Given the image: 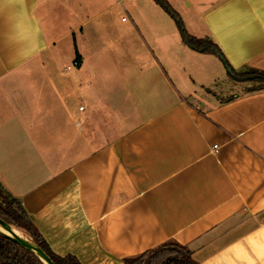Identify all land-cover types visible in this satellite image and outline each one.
I'll return each mask as SVG.
<instances>
[{
	"label": "crops",
	"instance_id": "1",
	"mask_svg": "<svg viewBox=\"0 0 264 264\" xmlns=\"http://www.w3.org/2000/svg\"><path fill=\"white\" fill-rule=\"evenodd\" d=\"M169 1L264 73V0ZM0 183L83 264L168 241L264 264V82L154 0H0Z\"/></svg>",
	"mask_w": 264,
	"mask_h": 264
},
{
	"label": "trees",
	"instance_id": "2",
	"mask_svg": "<svg viewBox=\"0 0 264 264\" xmlns=\"http://www.w3.org/2000/svg\"><path fill=\"white\" fill-rule=\"evenodd\" d=\"M176 22L184 44L204 53L218 54L226 66L233 70V75L241 80H261L264 82V73H244L237 71L226 59L218 44L210 37L198 38L191 34L184 23L181 14L172 6L169 0H154ZM76 59H81L77 52ZM0 219L18 228L28 235V239L40 245L51 257L55 264H83L77 256H65L54 253L48 246L42 233L38 229L32 216L26 211L19 198L4 188L0 183ZM0 264H45L33 251L20 245L11 237L0 232ZM122 264H200L194 257L192 250L177 241H168L155 248L148 249L140 254L124 259Z\"/></svg>",
	"mask_w": 264,
	"mask_h": 264
},
{
	"label": "water",
	"instance_id": "3",
	"mask_svg": "<svg viewBox=\"0 0 264 264\" xmlns=\"http://www.w3.org/2000/svg\"><path fill=\"white\" fill-rule=\"evenodd\" d=\"M228 71L233 74V70L231 68H228ZM0 225L1 233L11 237L20 245L36 253L41 258V260L45 262V264H55L51 257L44 251V249L40 245L18 233L15 228H13L10 224L3 221L2 219H0Z\"/></svg>",
	"mask_w": 264,
	"mask_h": 264
},
{
	"label": "rangeland",
	"instance_id": "4",
	"mask_svg": "<svg viewBox=\"0 0 264 264\" xmlns=\"http://www.w3.org/2000/svg\"><path fill=\"white\" fill-rule=\"evenodd\" d=\"M170 2V1H169ZM172 4V3H171ZM185 5V7L187 8L188 7V5H187V3L186 4H184ZM174 7V6H173ZM175 8V7H174ZM189 8V7H188ZM176 9V8H175ZM177 10V9H176ZM191 10V8H189V10L187 11V10H183L182 9V12H183V14H184V16H186L187 14H189V12H191L190 11ZM178 11V10H177ZM180 14H181V12L180 11H178ZM123 14V13H122ZM128 13L125 11V13H124V15H121V17H123V16H125V17H128V15H127ZM181 16H182V14H181ZM186 18H187V16H186ZM65 41L66 40H64L62 43H64V44H66L65 43ZM68 47V46H67ZM0 228H1V225H0ZM15 228V227H14ZM17 231H18V233H20L21 235H23V236H25V237H28V235L25 233V231H23V230H21V229H18V228H15Z\"/></svg>",
	"mask_w": 264,
	"mask_h": 264
},
{
	"label": "built area",
	"instance_id": "5",
	"mask_svg": "<svg viewBox=\"0 0 264 264\" xmlns=\"http://www.w3.org/2000/svg\"><path fill=\"white\" fill-rule=\"evenodd\" d=\"M81 108H83V107H81Z\"/></svg>",
	"mask_w": 264,
	"mask_h": 264
}]
</instances>
